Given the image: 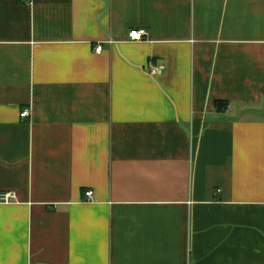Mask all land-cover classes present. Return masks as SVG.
<instances>
[{
	"label": "crops",
	"instance_id": "1",
	"mask_svg": "<svg viewBox=\"0 0 264 264\" xmlns=\"http://www.w3.org/2000/svg\"><path fill=\"white\" fill-rule=\"evenodd\" d=\"M5 193L0 264H264V0H0Z\"/></svg>",
	"mask_w": 264,
	"mask_h": 264
},
{
	"label": "built area",
	"instance_id": "2",
	"mask_svg": "<svg viewBox=\"0 0 264 264\" xmlns=\"http://www.w3.org/2000/svg\"><path fill=\"white\" fill-rule=\"evenodd\" d=\"M145 36H146V31L142 30V29L131 30L128 33V37H129V40L131 42H141L144 40ZM94 52L96 54H100L102 52V47L96 46L94 48ZM162 70H163L162 66H155V67L150 68V70L148 71V74L151 76H156V75L161 74ZM28 117H29V112L27 110H24L20 114V118H22V119H26ZM14 199H15V195L13 193H5V194L0 195V203L5 204V203H8Z\"/></svg>",
	"mask_w": 264,
	"mask_h": 264
},
{
	"label": "trees",
	"instance_id": "3",
	"mask_svg": "<svg viewBox=\"0 0 264 264\" xmlns=\"http://www.w3.org/2000/svg\"><path fill=\"white\" fill-rule=\"evenodd\" d=\"M227 102H224V101H216L215 102V109H216V112L221 114V113H224L227 109Z\"/></svg>",
	"mask_w": 264,
	"mask_h": 264
}]
</instances>
